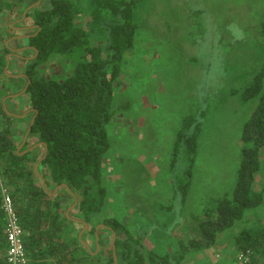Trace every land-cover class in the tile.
Masks as SVG:
<instances>
[{"label":"rangeland","instance_id":"1","mask_svg":"<svg viewBox=\"0 0 264 264\" xmlns=\"http://www.w3.org/2000/svg\"><path fill=\"white\" fill-rule=\"evenodd\" d=\"M14 1L6 0L0 11V53L3 44L12 51L9 75L23 73L33 58L29 47H21L26 38L11 37L22 29L20 25L30 28L24 34L33 28L30 18L20 19L22 5L10 10ZM72 1L85 9L75 22L87 27L89 0ZM141 3L136 14L139 28L114 83V114L106 127L110 142L103 158L107 198L102 212L88 226H97L104 237L99 254L104 258L109 256L112 234L101 228L103 218L116 217L140 238L144 249L172 251L179 240L187 239L192 214H201L213 198L231 193L240 161L242 123L257 102V97L242 101L241 90L264 65V0ZM70 57L55 56L39 67L47 76L61 80L76 59ZM7 76L0 72V102L24 86L22 75ZM27 102V94L22 93L7 98L3 108L6 113L24 112L10 124L20 141L31 116ZM188 113L201 121V128L191 184L182 201L176 181L182 177L186 159L180 150L173 161L172 146L180 120ZM4 125L0 113V128ZM254 188L260 191L262 202L245 209L242 218L220 232L212 246L189 254L180 264H231L236 253L234 234L243 227L264 224V146ZM71 201H63L64 210ZM70 214L78 218L76 209ZM80 226L74 224L75 230ZM86 237L92 250V233Z\"/></svg>","mask_w":264,"mask_h":264},{"label":"trees","instance_id":"2","mask_svg":"<svg viewBox=\"0 0 264 264\" xmlns=\"http://www.w3.org/2000/svg\"><path fill=\"white\" fill-rule=\"evenodd\" d=\"M35 1L16 0L10 10L14 11L17 5L25 9ZM143 1L89 0L87 27L75 22L85 9L72 0H40L24 15L34 24L32 32L27 33L30 35L23 36L28 51L35 54L23 70L30 79L24 93L34 118L24 144L17 150L20 137L10 127L15 117L7 114L0 102L5 124L0 128V186L8 188L24 230L23 243L29 256L27 264L75 263L72 252L76 237L70 219L63 212V201L72 199V195L65 187L49 194L34 172V163L42 156L43 146L19 152L43 141L47 151L39 161L38 169L48 189L51 191L66 183L77 197L78 216L88 223L102 212L107 198L103 158L110 147L106 127L114 114V83L120 75L125 54L133 46L139 28L136 14ZM5 2L0 0V11ZM2 47L0 72L4 75L5 54L10 49L5 44ZM70 55L76 59L61 80L47 76L39 67L49 58H71ZM7 77L13 78L12 75ZM263 78L264 65L255 70L241 90L242 101L257 97V102L251 115L242 123L240 161L231 193L213 198L212 204L205 206L201 214H192L187 239L179 240L172 251L144 249L140 238L133 236L116 217L103 218L102 223L115 232L117 264H180L189 254L212 246L220 232L242 218L245 209L262 202L254 181L264 146ZM24 79L25 84L23 76ZM200 124L194 114H185L172 146L173 161L180 150L186 159L182 177L176 181L182 201H185L191 184ZM30 139L32 144H28ZM4 223L0 206V264H7ZM93 230L91 227V232ZM233 244L235 257L243 252L248 256L246 264H264V224L256 223L238 230L233 236ZM108 261L113 262L112 254L105 263H99V254L90 252L87 255L88 264H106Z\"/></svg>","mask_w":264,"mask_h":264},{"label":"built area","instance_id":"3","mask_svg":"<svg viewBox=\"0 0 264 264\" xmlns=\"http://www.w3.org/2000/svg\"><path fill=\"white\" fill-rule=\"evenodd\" d=\"M1 209L4 214V233L6 240L5 260L7 264H27L29 256L26 253L23 235L24 230L19 222L18 215L15 211L13 200L8 188L0 186ZM248 256L239 252L231 264H246Z\"/></svg>","mask_w":264,"mask_h":264},{"label":"flooded vegetation","instance_id":"4","mask_svg":"<svg viewBox=\"0 0 264 264\" xmlns=\"http://www.w3.org/2000/svg\"><path fill=\"white\" fill-rule=\"evenodd\" d=\"M20 19H21V17H20ZM22 19H24V17ZM20 26H22V29L17 30V33L13 34L11 37L14 38L16 35L19 36V37H22L25 34L24 33H21V32H25L26 30H29L30 29V28L24 29V27H26V25H24V24L23 25H20ZM29 26L30 27L31 26H34V24H30ZM21 47H23V46H21ZM8 52H10V51H8ZM10 53H12V51ZM20 74H22V73H20ZM22 77H23V75H22ZM30 109H32V108H30V107L27 108V110H30ZM30 118H31V116H30ZM73 203H74V196L72 195V201H71V203L69 205H67L66 206V210L63 211L64 214L67 215V217L70 219V223H71L70 225L72 227V233L76 237V243L74 245L75 251L72 252V258H74V261H75V263H73V264H88V262H87V255H88V253H90V251L96 250V251H94L95 253H92L93 255H97V254H100L102 252V248L104 246V237L102 236L101 233L98 234V229H97L96 231H97L98 237L96 238V236H95V227L96 226L94 227V230L91 232V227H88L89 226V223L87 221H86L87 222V225L84 227L83 221H85V220L81 216H78V218H72V216H71L70 213H71V211L73 209H76L75 207L77 205V202H76V204L74 206H71ZM67 210H68V213L66 212ZM76 223H80L81 224V226H80V228L78 230H75V228H74V224H76ZM100 225H101V228L103 230H106L110 234H112L111 229H109L107 227V225L105 226V224L102 223V222L100 223ZM81 230H82V232L79 235V232ZM91 233H92L93 243H94V246H93L92 250L90 249V246H89V243H88V240H87V237H86L88 234H91ZM96 244H98V249H96V246H95ZM110 247L111 248H109V254H112L113 253L112 240H111ZM114 251H115V243H114ZM107 260H108V258L99 257V263H103L104 261L106 262ZM111 264H113V262Z\"/></svg>","mask_w":264,"mask_h":264},{"label":"water","instance_id":"5","mask_svg":"<svg viewBox=\"0 0 264 264\" xmlns=\"http://www.w3.org/2000/svg\"><path fill=\"white\" fill-rule=\"evenodd\" d=\"M39 1H40V0H36L34 3H32L31 5H29L28 7H26V8L23 10V14H22L21 18L24 17V15H25L27 9H29V8H31V7H33V6H35ZM29 35H30V34H25V36H29ZM25 47H29V46H23L22 48H25ZM8 48L11 49L10 47H8ZM10 52H11V51H10ZM10 52H8V53L5 54V64H4V66H3V72H4L5 74H7V75H9V74L6 72V69H7L8 64H9V59H8V58H9V56L11 55ZM34 55H35V54H33V56H34ZM11 75H13V76L23 75V76L26 78V82H25L24 86L22 87V89H21L20 91H17V92L11 93V94H7L6 96L2 97V99H1L2 107L5 108V109H6V106H5V100H6L7 98H10V97H17L18 95L24 93V92H25V89H26V87H27V84H28L29 81H30L29 77H28L26 74H23V73H22V74H11ZM30 110H31V109H30ZM32 110H33V109H32ZM7 114L12 115V116H14V117H22V115H24V114H21V113L18 114V113H13V112H9V113H7ZM33 118H34V115H32L31 118H30V120H29V123H28V125H27V127H26V129H25V131H24V133H23V135H22L21 141H20V143H19V144L17 145V147H16L17 150H19V149L22 147V145L24 144V142H25V140H26V137H27V134H28V132H29V130H30V128H31V124H32V122H33ZM40 145L43 146V154H42V156H41L40 158H38V160L34 163V166H33V167H34V172H35L36 176H37V177L39 178V180L42 182V186H43L44 190H46V192H48V193L51 194V195L55 194V192H56L60 187H65V188L70 192V194L74 196V203L71 205V206H74V205L76 204V202H77V197H76L75 193L72 192V191L70 190V188L68 187V185H67L66 183H62V184H59V185L55 186V187L50 191V190L48 189V186H47V184H46V182H45L43 176L41 175V173H40V171H39V169H38V163H39V161L41 160V158L45 156L46 151H47V146H46V144H45L43 141H40V142H37V143H35V144L31 145V146H28L27 148L21 150L19 153L27 152V151L32 150L33 148H35V147H37V146H40ZM69 208H70V207H69ZM69 208H68V209H69ZM66 212L68 213V210H67ZM83 224H84V227H85V226L87 225V222H86V221H83ZM105 226H106V225H105ZM107 227L110 229L109 226H107ZM96 230H97V226L95 227V236H96V238H97L98 235H97V231H96ZM81 232H82V230L79 232V235L81 234ZM111 232H112V246H113V253H112V255H113V264H117V257H116V253H115V251H114V238H115V232H114L113 230H111ZM96 246H97V249H98V244H96ZM90 252H91V253H95L94 251H90Z\"/></svg>","mask_w":264,"mask_h":264},{"label":"crops","instance_id":"6","mask_svg":"<svg viewBox=\"0 0 264 264\" xmlns=\"http://www.w3.org/2000/svg\"><path fill=\"white\" fill-rule=\"evenodd\" d=\"M12 76H13V75H12ZM18 76H19V75H18ZM16 77H17V76H16ZM14 113H15V112H14ZM18 114H19V113H18ZM21 114H24V112H22ZM22 116H23V115H22ZM136 210H137V208H135L134 211L136 212ZM170 213H171V212H170ZM169 217H170V220H172V218H173L172 215H170Z\"/></svg>","mask_w":264,"mask_h":264}]
</instances>
